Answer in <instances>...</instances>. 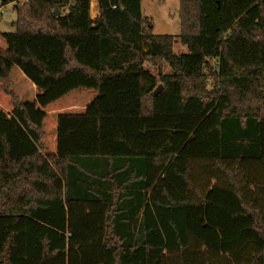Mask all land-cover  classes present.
Here are the masks:
<instances>
[{
    "label": "trees",
    "instance_id": "obj_1",
    "mask_svg": "<svg viewBox=\"0 0 264 264\" xmlns=\"http://www.w3.org/2000/svg\"><path fill=\"white\" fill-rule=\"evenodd\" d=\"M90 1L0 0V264H264V0Z\"/></svg>",
    "mask_w": 264,
    "mask_h": 264
},
{
    "label": "rangeland",
    "instance_id": "obj_2",
    "mask_svg": "<svg viewBox=\"0 0 264 264\" xmlns=\"http://www.w3.org/2000/svg\"><path fill=\"white\" fill-rule=\"evenodd\" d=\"M25 2V0H21ZM59 12V11H58ZM179 0H141L142 16L147 18L152 25L153 35H168L173 37L172 52L175 56L188 54L185 46L179 42ZM62 13L65 14V11ZM2 20L0 21V33H13L14 28L7 26L5 23L11 25L15 21V14L13 13V5H6L0 12ZM60 14V12H59ZM98 10L95 0L90 1V17L96 19ZM143 69L152 76L160 74H171L170 68L165 63L159 65H151L145 63Z\"/></svg>",
    "mask_w": 264,
    "mask_h": 264
},
{
    "label": "water",
    "instance_id": "obj_3",
    "mask_svg": "<svg viewBox=\"0 0 264 264\" xmlns=\"http://www.w3.org/2000/svg\"><path fill=\"white\" fill-rule=\"evenodd\" d=\"M59 15V12L57 11V10H55L54 11V16H58ZM2 20V18L0 17V21ZM7 26H10V24H8V23H5ZM161 86H158V88L156 89V91L154 92V95H157L159 92H160V90H161Z\"/></svg>",
    "mask_w": 264,
    "mask_h": 264
},
{
    "label": "built area",
    "instance_id": "obj_4",
    "mask_svg": "<svg viewBox=\"0 0 264 264\" xmlns=\"http://www.w3.org/2000/svg\"><path fill=\"white\" fill-rule=\"evenodd\" d=\"M5 6H1L0 5V12H1V10L4 8ZM0 16H2V14H0Z\"/></svg>",
    "mask_w": 264,
    "mask_h": 264
}]
</instances>
